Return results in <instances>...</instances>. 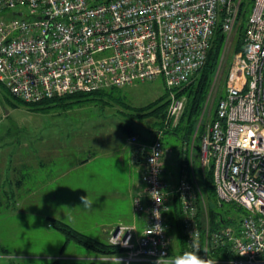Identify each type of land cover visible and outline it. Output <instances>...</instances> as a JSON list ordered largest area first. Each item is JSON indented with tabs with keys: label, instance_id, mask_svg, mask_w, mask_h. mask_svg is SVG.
I'll use <instances>...</instances> for the list:
<instances>
[{
	"label": "built area",
	"instance_id": "2783aa9c",
	"mask_svg": "<svg viewBox=\"0 0 264 264\" xmlns=\"http://www.w3.org/2000/svg\"><path fill=\"white\" fill-rule=\"evenodd\" d=\"M244 2L0 0V14L11 10L13 15L0 17V83L25 102L123 87L159 76L175 88L205 65L219 22L225 33L239 25ZM238 56L203 135L199 168L202 179L213 170L220 202L245 210L239 228L223 225L212 231L207 220L202 233L198 204L204 196L195 169L192 164L184 169L171 187L165 177L170 148L155 139L138 150L145 189L135 197L134 207L145 214L141 236L132 240L134 226L119 225L109 239L124 253L97 256L92 264L117 259L153 264L162 254L170 256L167 212L174 197L190 248V234L196 232L200 248L203 235L205 248L212 242L231 249L234 257L222 261L264 264V0L251 1L244 48ZM174 105L172 113L182 102ZM130 140L137 143L139 138L133 135ZM207 254L213 258L209 250Z\"/></svg>",
	"mask_w": 264,
	"mask_h": 264
},
{
	"label": "rangeland",
	"instance_id": "374dc122",
	"mask_svg": "<svg viewBox=\"0 0 264 264\" xmlns=\"http://www.w3.org/2000/svg\"><path fill=\"white\" fill-rule=\"evenodd\" d=\"M23 9L27 8L24 7ZM250 13L251 6H249L244 18L245 22H247ZM12 16L11 10L0 14V17L7 18ZM242 20L243 17L237 27L226 33L220 60L212 78V85L205 100L203 111L198 119L194 137L198 135L197 133L200 134L202 130L203 134L207 131L215 113L216 103L225 93L228 71L239 58L238 55L242 53L236 52V44L242 28L244 31L242 37L244 47L245 28L244 26L242 27ZM167 92H169L168 97L162 98L160 103H163V100H168L166 119L173 126H177L186 110L188 98L185 95L177 96L172 91V88L167 86L162 76L121 87L119 92L122 95L121 102L113 99H96L66 106L60 103L63 101H57L50 103L48 107L40 109H34L26 105L25 101L23 102L13 96L0 83V247L7 246L8 251L14 255L10 259L0 257V264H90L92 262V260L86 259L85 256L94 254L93 251L75 241H70L68 246L62 250L63 244L67 241L66 235L51 226L52 224H50V227H46L50 220H48V217L45 218V215H51L53 211L58 212L61 207H59L60 203L50 200V185L43 184V182L50 180L52 171L56 169L62 170L64 167L86 156V149L94 151L99 148L98 150L102 152L112 151L114 153V147L118 144L121 131L123 132L122 144L136 146L138 150L141 144H151L155 139L161 140L166 145V148L169 147L168 151L170 153L166 155L165 159V177L170 184L177 185L182 171L188 169L189 163L185 162L188 155L187 145L180 144V137L176 134L162 132L163 129L158 125L159 117L154 115L136 117V111L128 108V106L141 108L156 100L158 102ZM177 101L182 102V107L172 113V107L174 104L176 105ZM168 126L167 124L166 127ZM133 135L138 136L139 141L137 143L131 142L130 139ZM192 141L194 140L192 139ZM199 142V140H196V144H199ZM43 149H50L51 153L45 154ZM19 150L23 155L18 154ZM37 150L38 152H36ZM111 155L113 156V154ZM192 158L191 164L195 169L201 186L200 156L197 159L193 153ZM98 162L109 163L112 167L109 173L113 175V170H115L114 174L120 175L118 173L120 169L114 165L116 161L113 157L108 158L106 156L100 158ZM101 173L103 174L104 172ZM74 178L78 180L81 176L76 175ZM19 179L22 183L20 187L18 186ZM70 181L73 184V180ZM41 182L43 185L40 184ZM142 182L143 184L138 180L137 185L141 186L142 184V188L133 197V208L137 214L138 212L134 207V199L145 189V183L143 180ZM116 186L118 187V184ZM17 192L20 194L17 195ZM2 193H8L6 198L3 197ZM36 193L38 194L35 195ZM70 197L74 198L71 195ZM92 203L99 204V202ZM224 203V209L230 208L231 216L234 218L233 223L230 225L238 229L240 220L245 212L236 204ZM171 204L172 206L169 205V212H172L174 208L173 203ZM76 205H78V201H67L66 204L67 207H70L69 216L81 230L83 229L81 225L86 214L76 213L74 210ZM80 206L83 207L82 203ZM177 206L180 208L179 202ZM62 207L65 206L63 205ZM96 209L89 215L93 219L97 216L104 217L105 212ZM169 222V233L172 238L169 252L173 254L170 255L169 253V255L175 256L179 255V253L174 254V252H179L181 248V242L178 240V236L180 237L178 234H180L181 230H178L176 222L174 223L172 219ZM85 231L96 238L102 239L103 237L96 229ZM140 232L138 233L136 226H134L132 240H136L141 236L143 230ZM183 235L186 240L184 231ZM0 253H2L1 249ZM123 253L101 255L113 256L122 255ZM106 263L125 264L114 260H107ZM131 264L152 263L133 262ZM216 264L232 263L230 261L217 260Z\"/></svg>",
	"mask_w": 264,
	"mask_h": 264
},
{
	"label": "trees",
	"instance_id": "16d2710c",
	"mask_svg": "<svg viewBox=\"0 0 264 264\" xmlns=\"http://www.w3.org/2000/svg\"><path fill=\"white\" fill-rule=\"evenodd\" d=\"M252 0H245L243 3V6L241 8V16L243 17V25L245 28V16L249 9V6H251ZM243 28L240 29V37L236 44V52H243ZM226 40V33L223 31L221 27V22L218 23V25L215 28L211 47L208 51L207 61L203 67H201L199 70H197L194 75L191 77L190 81L186 84H183L181 86L172 88V91L175 92L177 96H187L188 102L186 106V110L181 118V122L177 124V126H173L169 120H167V106H168V100L164 101L163 103H160L161 99L164 97H168L169 92L163 97L158 100V102L154 103L151 102L150 104H147L146 106H143L141 108L128 106L129 109L136 111V117H144V116H157L160 118L159 120V127L163 129L162 132L168 133V134H176L180 137V144H186L188 147L187 150V158L186 161L188 164V169L191 167V156L198 157L201 154V143L203 138V130L201 133H197L198 135H195V130L197 126V122L199 117L201 116V113L203 111L204 103L207 98V95L210 91L211 85H212V78L214 76L215 70L217 68V65L220 60L221 51L224 46ZM121 87L113 86L105 89H99V90H91L86 92H78L71 95H66L62 97H54L51 99L42 100L40 102H24L26 105L34 108V109H40L45 108L50 105V103H55L57 101H63L60 102L63 105H71V104H79L84 103L88 101H93L96 99H113L118 100L119 102L122 101L121 97L122 95L119 94ZM223 96V95H222ZM221 96V97H222ZM46 104V105H45ZM138 114V115H137ZM135 115V114H134ZM215 117V113L213 115V118ZM167 122V123H166ZM169 125L166 127V125ZM192 139L194 141H192ZM196 140H199V144H196ZM192 150V151H191ZM187 165V164H186ZM214 177H213V170L209 169L206 172V177L202 179L201 183V189L202 194H204L205 197L201 198L199 201V221H200V227L202 230V233L204 232L203 226H206L207 220L209 223V227L212 231L216 230L217 228H220L223 225H230L233 223L234 218L231 216V209H224V202L221 203L218 200L215 185H214ZM175 200V201H174ZM173 205L174 208L172 209V214L168 211L167 212V218L168 221L172 219V221L178 226V230L180 232V237L178 236L179 242H181V248L179 252H174V254H182L184 251L192 250L187 244V241L184 238L183 235V226H182V215H181V207L179 208L177 206V203L179 202L177 197L173 198ZM180 204V203H179ZM236 209H239L238 207L232 205ZM170 210V209H169ZM245 212V210H243ZM170 214V216H169ZM51 224L56 229L60 230L66 235L67 242L75 241L76 243H79L87 248H89L91 251L97 254H115V253H121L125 249L122 248L118 244H112L109 241H102L97 238H94L86 233H83L70 224L58 220V219H51ZM176 227V226H175ZM177 230V229H176ZM205 248V241L202 235L201 238V251L199 252V255L202 256L204 254L203 249ZM209 254L215 258L216 260H229L234 257L233 252L231 249L227 246H216L212 242H209ZM170 255H173L172 252H169Z\"/></svg>",
	"mask_w": 264,
	"mask_h": 264
},
{
	"label": "crops",
	"instance_id": "0c3cea01",
	"mask_svg": "<svg viewBox=\"0 0 264 264\" xmlns=\"http://www.w3.org/2000/svg\"><path fill=\"white\" fill-rule=\"evenodd\" d=\"M122 135L123 132L121 131L118 144L114 147V153L112 151L102 152L98 150L99 148L94 151L86 149V156H83V158H80L78 161L64 167L62 170L56 169L51 172L52 176L50 180L48 179L44 181L43 184L50 185V200L52 202L60 203L59 207H61V210L58 212L53 211L51 215H45V218L48 217V220H50L46 227H50L52 222L51 219L55 218L70 224L83 233H86L85 230L96 229L103 236L102 239H97L102 241H109L110 234L119 224H133L136 226L138 233H141L140 231L143 230L145 224V214H137L134 211L133 197L139 193L143 184L141 178L143 167L142 157H139L140 153L138 152L136 146L122 144ZM36 152H38V150ZM43 152L45 154L51 153L50 149H43ZM169 153V151H166L165 159L166 155ZM18 154L23 155L20 150ZM111 154H113V156ZM106 156L108 158L113 157L115 159L116 162L114 165L116 168L120 169L118 172L120 174L119 176L114 174L115 170H113V175L109 173V170H112L109 163L98 162L100 158H104ZM101 172L104 173L102 174ZM76 175L81 176V178L75 180L74 176ZM70 180H73V184ZM138 180L142 183L141 186L137 185ZM18 182V186L20 187L22 185L21 180L19 179ZM40 184H42V182ZM116 184H118V187ZM170 186L175 187L174 184H170ZM17 193V195L20 194L19 192ZM37 194L38 193L35 195ZM2 195L6 198L8 193H2ZM70 195L74 198H71ZM86 195L90 201L99 202V204L92 203L91 208L81 207L80 197ZM67 201H78V205L74 208L75 212L86 214V217H84L81 225L83 229L80 230V228L75 225L74 221L69 216L70 207L66 206ZM168 202L170 203L169 205L172 206L171 203H173V199ZM63 205L65 207H62ZM95 209L105 212L104 217L97 216L93 219L89 214ZM68 244L69 242L65 241L62 246V250L66 248ZM0 249L2 250V253H0L1 258L10 259L14 256L8 251L7 246H1ZM99 255L101 254L94 253L88 254L85 257L86 259L92 260ZM92 263L93 262L90 264Z\"/></svg>",
	"mask_w": 264,
	"mask_h": 264
},
{
	"label": "clouds",
	"instance_id": "9594fccd",
	"mask_svg": "<svg viewBox=\"0 0 264 264\" xmlns=\"http://www.w3.org/2000/svg\"><path fill=\"white\" fill-rule=\"evenodd\" d=\"M80 200L84 208L92 207V201L88 199L87 195L81 196ZM190 235L192 239V243H191L192 250L184 251L182 254L175 256H166L162 254L160 257L156 259L154 264H216V260L208 256L207 248L203 249V252L207 254V258L201 257L199 255L201 248L197 243L198 233L193 232ZM117 260L119 261V259Z\"/></svg>",
	"mask_w": 264,
	"mask_h": 264
}]
</instances>
